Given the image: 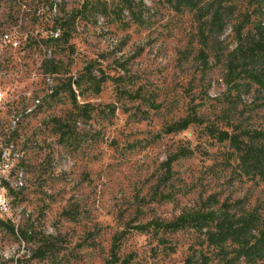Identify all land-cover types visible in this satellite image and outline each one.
<instances>
[{"label":"rangeland","instance_id":"obj_1","mask_svg":"<svg viewBox=\"0 0 264 264\" xmlns=\"http://www.w3.org/2000/svg\"><path fill=\"white\" fill-rule=\"evenodd\" d=\"M259 24L264 0H0V143L25 168L0 264H222L194 229L151 223L212 195L264 218Z\"/></svg>","mask_w":264,"mask_h":264},{"label":"trees","instance_id":"obj_2","mask_svg":"<svg viewBox=\"0 0 264 264\" xmlns=\"http://www.w3.org/2000/svg\"><path fill=\"white\" fill-rule=\"evenodd\" d=\"M258 31L260 33L258 40L249 48L251 53L257 51V56L263 59L262 71L264 73V27L260 24L258 26ZM261 76L264 77V74ZM261 76L259 75L258 77L259 83L264 86V80L260 81ZM104 79L105 78H102L100 81H104ZM75 84L79 85L76 79L72 81V85L74 86ZM96 89H99V84L96 85ZM196 121L199 120L185 117L170 124L167 130L169 132L184 130L191 123ZM217 137L220 140L230 141L237 150L242 149L240 146L241 140H239L235 134L227 130L218 131ZM245 153L246 156L251 157V159L259 161L261 149L255 152L247 150ZM206 201L208 206L204 208L203 211L183 213L173 222L162 223L156 221L151 224L155 225L157 228L169 229L171 231H177L184 227L194 229L199 239H201L200 246L206 244L207 247L216 248L217 254L220 255L219 261L222 264H234L235 261L241 258L250 264L263 261L264 218L254 210L237 207V202H222L218 205L213 195L209 196ZM0 218L6 220L4 217L0 216ZM7 226L18 234V229H14L12 224L8 223ZM19 233L24 239L31 238L24 230H20ZM35 253L36 256L40 255V246L35 250ZM230 253H233V255H230ZM199 255L203 259V263L208 264V257L202 250L199 251ZM112 257L114 262L118 261L115 253H113ZM127 262L128 259L125 258L121 261V264ZM186 263L191 264V259L187 258Z\"/></svg>","mask_w":264,"mask_h":264},{"label":"built area","instance_id":"obj_3","mask_svg":"<svg viewBox=\"0 0 264 264\" xmlns=\"http://www.w3.org/2000/svg\"><path fill=\"white\" fill-rule=\"evenodd\" d=\"M3 38L7 39V35H4ZM34 102H40V98H36ZM7 107H9V100L6 98L5 92L0 90V113ZM20 150L22 149L14 140L8 139L0 143V216L11 220V222L14 219L11 213V197H7V188H22V169L24 167L20 160Z\"/></svg>","mask_w":264,"mask_h":264},{"label":"bare ground","instance_id":"obj_4","mask_svg":"<svg viewBox=\"0 0 264 264\" xmlns=\"http://www.w3.org/2000/svg\"><path fill=\"white\" fill-rule=\"evenodd\" d=\"M40 104V102H35V105H39ZM30 110H28L27 112H29ZM16 120H15V122H17V121H19V115H18V117H16L15 118ZM20 157H21V155H20ZM24 171H22V186H23V182H24Z\"/></svg>","mask_w":264,"mask_h":264}]
</instances>
